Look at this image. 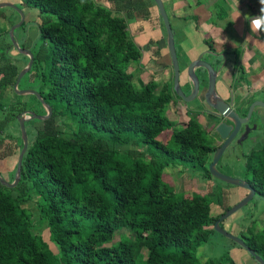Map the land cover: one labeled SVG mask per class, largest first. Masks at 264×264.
Instances as JSON below:
<instances>
[{
  "label": "trees",
  "instance_id": "obj_1",
  "mask_svg": "<svg viewBox=\"0 0 264 264\" xmlns=\"http://www.w3.org/2000/svg\"><path fill=\"white\" fill-rule=\"evenodd\" d=\"M107 1L23 0L42 16L43 42L30 49L33 63L19 83H30L52 113L25 121L31 139L19 181L11 188L0 182V264H204L197 249L231 206L225 201L211 215L207 196L215 187L179 195L161 184L163 168L176 164L212 178L214 141L191 110L183 125L168 119V107L180 99L172 84L158 90L149 80L138 88L125 67L142 56L129 22L148 17L154 1ZM9 48L10 40L0 43V160L19 154L20 114L46 113L35 95L31 101L14 91L22 67ZM167 128L163 142L158 136ZM255 157H245L247 181L264 197V160ZM32 195L56 252L33 231L31 212L22 206ZM122 230L128 235L114 241ZM248 230L237 236L264 260V234L252 224ZM227 257L205 264H225Z\"/></svg>",
  "mask_w": 264,
  "mask_h": 264
},
{
  "label": "rangeland",
  "instance_id": "obj_2",
  "mask_svg": "<svg viewBox=\"0 0 264 264\" xmlns=\"http://www.w3.org/2000/svg\"><path fill=\"white\" fill-rule=\"evenodd\" d=\"M0 3L11 4V6H0V43L5 46L10 40L9 29L12 25L20 21L21 11L24 19L21 25L14 30L13 35L15 41L20 46L24 45V47L29 50H34L35 48L39 47L43 42L38 28V24L42 18L39 10L34 7L27 6L23 0H0ZM164 30L165 29H163V32H165ZM145 36L151 37L154 36V34L152 32H147L145 33ZM140 48H142V52H148L147 50H150L146 45L143 46L142 44ZM8 51L12 58H14V60L17 62L19 67L23 68L26 65L27 62L24 54L20 53L15 48H9ZM203 57L208 61H211L212 59L211 56H207V54H204ZM177 58L179 64V85L183 86L188 77L186 71L190 61L188 59L189 57L184 58L180 52H178ZM166 60L167 63L164 65L162 57L156 56L154 60H151L147 63L145 60H143V56H141L139 60L132 61L125 67L128 72L133 73V84L136 87L140 88L142 84L149 80H153L159 90L165 84H172L173 87V70L171 60L168 56L166 57ZM200 70L201 69L199 68L197 69L198 72ZM30 86V83L21 80L18 89H28L27 87ZM24 96L28 97L29 94H24ZM28 100L34 101L32 98H29ZM184 102L185 101H178L175 104L170 105L166 111V116L168 119L178 125H183L188 121L189 117L187 111L193 108L195 105L194 102L189 104ZM36 110L38 111L36 114H44L40 108H37ZM43 110L45 111L44 107ZM193 113L196 114L195 112ZM198 114L199 113L196 115ZM198 120L200 123L206 125L202 117H198ZM57 121L58 119H56V122ZM34 126L41 127L42 124L41 122H37L34 124ZM29 128L30 127H26V130ZM170 133L171 128L164 129L159 134L158 139L163 142H167ZM28 137L30 141L31 135ZM17 155L18 150L13 155L0 160L1 176L8 182L13 180L11 179L12 170L14 165L17 163ZM230 161V166L225 164L221 165L222 161L217 163L218 170L226 175L238 179L243 178L244 176H249L244 160L239 161L236 159H230ZM202 173H204V171H202L199 167L192 168L187 166L183 168L181 165L176 164L174 166H167L163 168L160 182L168 190L177 192L179 195L206 194L215 187L214 193L207 196L211 215L220 214L221 205L225 201L232 206L245 197L246 190L243 189V187L228 184L213 176L209 179L208 177L204 178ZM22 206L26 207L31 212L34 224L33 231L39 234L41 238L46 241L53 252H56V245L49 239V230L45 223L40 221L38 216L35 206V197L32 195L31 199L22 202ZM251 224L253 225L256 232L264 234V197H261L257 194H255L242 208L234 212L228 218L224 219L222 227L234 235H239L240 232L249 234L248 227L251 226ZM127 235L128 232L122 230L116 233L114 241L120 239L121 236ZM224 254L228 256L226 261L227 263L225 262V264H230V260H233L237 264H246L243 262L245 258L253 259L245 249L217 232H212L209 236V239L202 243L196 252L199 261L204 264L213 260H217ZM253 262L257 264L255 260H253Z\"/></svg>",
  "mask_w": 264,
  "mask_h": 264
},
{
  "label": "crops",
  "instance_id": "obj_3",
  "mask_svg": "<svg viewBox=\"0 0 264 264\" xmlns=\"http://www.w3.org/2000/svg\"><path fill=\"white\" fill-rule=\"evenodd\" d=\"M95 2L109 5L107 0ZM162 2L173 30L177 54L180 52L184 58L189 57V61L197 58L208 61L203 55L211 56L212 62H208L217 69L220 83L233 80L240 86L249 80L257 89L264 87V29L255 30L252 26L254 19L264 16L261 12L264 5L259 0ZM147 11L148 17L136 16L130 20V34L140 46L146 45L150 49L142 52L143 60L148 63L160 56L166 65V57L170 56L157 7L149 3ZM147 32L154 36L146 37ZM253 260L245 258L243 262L255 264Z\"/></svg>",
  "mask_w": 264,
  "mask_h": 264
},
{
  "label": "water",
  "instance_id": "obj_4",
  "mask_svg": "<svg viewBox=\"0 0 264 264\" xmlns=\"http://www.w3.org/2000/svg\"><path fill=\"white\" fill-rule=\"evenodd\" d=\"M153 1H154L155 5L158 9L159 16L161 17L162 23H163L164 28H165L166 44H167L168 53H169L170 60H171L172 70H173V90L176 92L177 96H179L185 102H189L192 99H194V97L197 93L198 87H199V78L196 75L194 69L197 67L203 68L207 74V77H208V89H207V93L205 95L206 103L211 108H213L217 112H219L220 114L225 115V116H229L234 120L235 118H234L233 113L230 110L229 106H227L222 100H220L219 97L215 93L214 87H215V80L217 77V69H215L214 66L211 65V63H209L205 60H202L200 58H197V59L190 61V63L187 66L186 72H187L189 81L192 82L193 89L191 90L189 95H185L183 93V91L181 90V87L179 85V64H178L177 52H176L175 43H174V34H173V30L171 28L170 20H169L167 13H166V10L164 8L162 0H153ZM0 6H11V4L0 3ZM17 9L20 10L19 8H17ZM20 15H21L20 21L18 23H15L14 25H12L10 27L9 37H10V40H11L13 47L16 50H18L20 53L28 56L29 59H28L26 65L17 74L16 79H15L14 84H13V89L18 94H21V95H24V94L35 95L37 97V99L40 101V103L43 105V107L45 108L46 113L39 115V114H36L35 112H33L31 110H25L18 117L20 135L22 138V147H21L19 154H18V157H17V163H16V168H15L14 178L11 182H8L0 174L1 184L5 185L7 187H10V188L14 187L19 181L20 173H21L22 157H23V155L27 149V146H28V138H27L26 129H25V121H27L29 119L45 120V119L49 118L51 113H52V110H51V107L49 106V104L43 100V98L41 97V95L37 91H35L33 89H23V90L18 89V84H19L21 77L26 72H28L30 70L32 63H33L32 52L27 48L21 47L14 39V35H13L14 30H15V28H17L21 25V23L23 22V19H24L21 11H20ZM215 54L216 53H212V55H215ZM251 110H252V107H250L247 116L250 115ZM229 128L230 127L225 125V123H219L216 125L215 131L220 135L221 138H225ZM230 138L225 139V141L214 151L212 159L208 164V169H209L210 174L213 177H215V178H217L223 182H226L228 184H232V185H236V186L246 188L248 190V193L245 195V197L242 200L233 204L227 210H225L218 217V219L215 220L213 227L217 233L223 235L224 237L229 238L230 240L234 241L239 246H241L243 249H245L249 253V255H251V257H253V259L258 264H264V260L259 255H257L240 237L226 231L223 227L220 226V223L224 219L228 218L234 212H236L237 210L242 208L246 203H248V201L255 194L254 189L248 184L247 181L226 175V174L222 173L221 171H219L218 168L216 167L217 162H218L222 152L224 151V149L228 145Z\"/></svg>",
  "mask_w": 264,
  "mask_h": 264
},
{
  "label": "flooded vegetation",
  "instance_id": "obj_5",
  "mask_svg": "<svg viewBox=\"0 0 264 264\" xmlns=\"http://www.w3.org/2000/svg\"><path fill=\"white\" fill-rule=\"evenodd\" d=\"M197 69H194L199 78L197 93L194 99L184 103H195L194 107L190 110L199 113L198 117H202L205 121L206 125L201 124L212 137L215 150L225 139L231 137L217 163L222 161L221 165L230 166V159L244 160L245 162V157L249 155H256L257 161L264 160V87L257 89L254 86V82L249 80L243 82L240 86L233 80L220 83L216 77L215 93L220 100L229 106L235 118L233 120L229 116L220 114L206 103L205 95L208 89V77L204 69H201L202 71L200 70L199 72ZM180 87L185 95H189L193 89L192 82L189 81L188 77L183 86ZM178 101L183 102L181 98ZM250 107H252V110L250 115L247 116ZM219 123H225V125L230 127L225 138H221L215 131V127ZM212 156L213 154L211 155V159ZM249 177L244 176L240 179L247 181ZM243 189L246 190L247 194L248 190L246 188Z\"/></svg>",
  "mask_w": 264,
  "mask_h": 264
},
{
  "label": "clouds",
  "instance_id": "obj_6",
  "mask_svg": "<svg viewBox=\"0 0 264 264\" xmlns=\"http://www.w3.org/2000/svg\"><path fill=\"white\" fill-rule=\"evenodd\" d=\"M261 5H264V0H259ZM261 12L264 13V8H261ZM252 26L255 30L264 29V16H260L252 21Z\"/></svg>",
  "mask_w": 264,
  "mask_h": 264
}]
</instances>
